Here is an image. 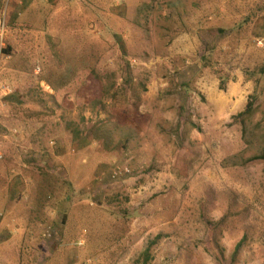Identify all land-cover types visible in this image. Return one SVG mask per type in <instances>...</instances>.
Segmentation results:
<instances>
[{
	"label": "rangeland",
	"instance_id": "1",
	"mask_svg": "<svg viewBox=\"0 0 264 264\" xmlns=\"http://www.w3.org/2000/svg\"><path fill=\"white\" fill-rule=\"evenodd\" d=\"M263 149L264 0H0V264H264Z\"/></svg>",
	"mask_w": 264,
	"mask_h": 264
},
{
	"label": "trees",
	"instance_id": "2",
	"mask_svg": "<svg viewBox=\"0 0 264 264\" xmlns=\"http://www.w3.org/2000/svg\"><path fill=\"white\" fill-rule=\"evenodd\" d=\"M225 81H227V79L226 78H224V80H222V82L220 83V88H224V83L223 82H225ZM253 112V108H252V104L250 103L248 106H247V108L245 109V110H243V111H241V112H239V113H237L236 115H233L232 116V118H233V120L236 122V123H239L240 125H241V127H242V131H243V133H245V134H247L246 133V128H247V126H246V117L247 116H250V114ZM255 160H262V161H264V149H263V151L260 153V154H258V155H255V156H252L248 161H255ZM1 161V160H0ZM64 216H65V214H64ZM244 237L239 241V243L236 245V248H235V252H234V254H233V259H235V257L237 256V254H238V252H239V249H240V247H241V245H242V243H243V241H244ZM146 253H147V251H146ZM145 253V254H146Z\"/></svg>",
	"mask_w": 264,
	"mask_h": 264
},
{
	"label": "built area",
	"instance_id": "3",
	"mask_svg": "<svg viewBox=\"0 0 264 264\" xmlns=\"http://www.w3.org/2000/svg\"><path fill=\"white\" fill-rule=\"evenodd\" d=\"M3 159V154L2 152H0V160ZM128 168L127 167H122V166H116L114 169H113V174H112V177L113 178H117L119 176H121L122 174L124 173H128Z\"/></svg>",
	"mask_w": 264,
	"mask_h": 264
},
{
	"label": "crops",
	"instance_id": "4",
	"mask_svg": "<svg viewBox=\"0 0 264 264\" xmlns=\"http://www.w3.org/2000/svg\"><path fill=\"white\" fill-rule=\"evenodd\" d=\"M234 89V91H236V88H233ZM237 92H238V90H237Z\"/></svg>",
	"mask_w": 264,
	"mask_h": 264
}]
</instances>
